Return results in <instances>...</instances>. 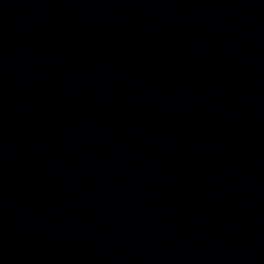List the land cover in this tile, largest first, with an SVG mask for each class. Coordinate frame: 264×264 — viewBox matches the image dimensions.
Returning a JSON list of instances; mask_svg holds the SVG:
<instances>
[{
  "label": "water",
  "instance_id": "water-1",
  "mask_svg": "<svg viewBox=\"0 0 264 264\" xmlns=\"http://www.w3.org/2000/svg\"><path fill=\"white\" fill-rule=\"evenodd\" d=\"M0 264H264V0H0Z\"/></svg>",
  "mask_w": 264,
  "mask_h": 264
}]
</instances>
